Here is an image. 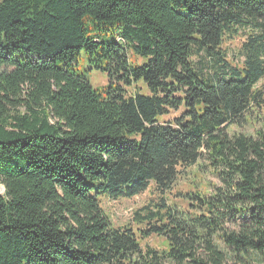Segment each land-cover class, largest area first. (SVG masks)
<instances>
[{
  "label": "trees",
  "instance_id": "1",
  "mask_svg": "<svg viewBox=\"0 0 264 264\" xmlns=\"http://www.w3.org/2000/svg\"><path fill=\"white\" fill-rule=\"evenodd\" d=\"M241 25L260 35L236 66ZM263 78L264 0H0V264H264V125L228 132ZM199 162L218 185L189 211L161 198L139 237L100 207Z\"/></svg>",
  "mask_w": 264,
  "mask_h": 264
},
{
  "label": "rangeland",
  "instance_id": "2",
  "mask_svg": "<svg viewBox=\"0 0 264 264\" xmlns=\"http://www.w3.org/2000/svg\"><path fill=\"white\" fill-rule=\"evenodd\" d=\"M237 30V35L225 39L222 50L226 53V59L229 63L239 66L245 58L244 45L249 42V39H254L260 34L252 26L241 25L237 27ZM128 60L132 66H141L145 62V59L136 58L132 54L129 55ZM194 61L198 68L203 67L206 71L211 66L208 59L199 60L198 57H194ZM89 67L84 58L81 57L78 71L86 75L94 88L106 86L108 81L105 74L97 70L87 71ZM137 85L138 88L128 89V93L131 94L134 89H137L140 93L146 92L141 84ZM254 91V103L245 115L247 121L245 122V118H243L237 126H231L228 131L230 134L254 135V132L264 125V78L255 86ZM179 112H169L163 118V121L175 118ZM205 167V164L199 162L189 169L181 170L177 180L164 195L153 184H150L146 191L133 198L101 199L100 207L113 227H129L139 237L140 232L145 231L147 227L138 224L137 219L147 216L150 211H155L161 198H164L166 204L177 211H189L193 202L189 200L188 195L195 192L206 195L210 193L212 186L218 185L216 176L211 174ZM0 192H2L1 186ZM139 243L142 247L149 246L159 251L166 248L164 239L155 236L145 240L139 238Z\"/></svg>",
  "mask_w": 264,
  "mask_h": 264
}]
</instances>
